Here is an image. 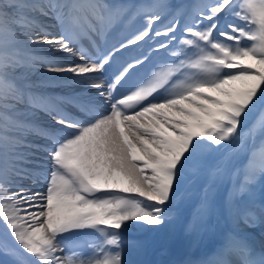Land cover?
<instances>
[{"label": "snow or ice", "instance_id": "1", "mask_svg": "<svg viewBox=\"0 0 264 264\" xmlns=\"http://www.w3.org/2000/svg\"><path fill=\"white\" fill-rule=\"evenodd\" d=\"M0 264H264V0H0Z\"/></svg>", "mask_w": 264, "mask_h": 264}, {"label": "bare ground", "instance_id": "2", "mask_svg": "<svg viewBox=\"0 0 264 264\" xmlns=\"http://www.w3.org/2000/svg\"><path fill=\"white\" fill-rule=\"evenodd\" d=\"M175 59V58H172ZM191 243V238L185 237L183 233L177 235L175 241L173 242V247L177 251L187 250L188 245Z\"/></svg>", "mask_w": 264, "mask_h": 264}]
</instances>
